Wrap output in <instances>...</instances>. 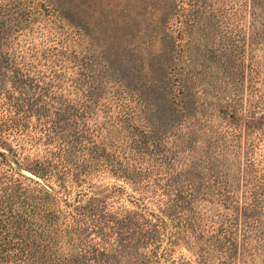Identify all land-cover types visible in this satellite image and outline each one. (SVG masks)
Returning a JSON list of instances; mask_svg holds the SVG:
<instances>
[{
  "label": "trees",
  "instance_id": "1",
  "mask_svg": "<svg viewBox=\"0 0 264 264\" xmlns=\"http://www.w3.org/2000/svg\"><path fill=\"white\" fill-rule=\"evenodd\" d=\"M217 1L96 0L93 11L91 0H0V264H212L237 254L251 234L261 238L264 195L185 193L203 184L199 163L182 182L162 184L157 173L166 169L152 159L154 146L162 160L180 157L151 135L156 20L174 8L189 21L239 12L234 0ZM248 6L253 20L264 19V0ZM175 81L165 125L178 132L177 117L194 116L178 98L183 80ZM26 144L42 152L21 155ZM211 151L195 161L212 164ZM23 167L43 180L24 177ZM104 173L157 194L158 211L139 197L132 208L112 204L124 190L117 186L68 198ZM180 244L197 261L175 257Z\"/></svg>",
  "mask_w": 264,
  "mask_h": 264
},
{
  "label": "rangeland",
  "instance_id": "2",
  "mask_svg": "<svg viewBox=\"0 0 264 264\" xmlns=\"http://www.w3.org/2000/svg\"><path fill=\"white\" fill-rule=\"evenodd\" d=\"M174 2L183 4V0ZM217 2L219 5L225 1ZM234 2L239 12H225L215 19L189 21L183 17V12H177L174 8L170 14H161L156 20L149 49V85L156 109L151 114L156 124L151 135L169 152L177 154L179 151L180 155L179 158L170 156L162 160L164 151L154 146L153 163H161L166 169L164 173H157L162 184L170 183V179L182 182L186 178L189 164L198 162L203 173L194 174L204 179L203 184L182 187L185 193L230 194L242 200L246 196L264 195V19L253 20L249 13L250 0ZM95 3L96 0H91L93 11L98 5ZM175 79L183 80L185 87L178 98L188 103L194 116L189 119L183 113V119L177 117L176 121L183 123L178 132L165 125L166 116H169L166 92L172 91ZM197 120L199 122L195 124ZM179 134L183 138L182 150L176 149L180 142L177 138ZM42 149V144L38 147L26 144V149L20 152L21 155L34 157ZM210 150L212 164L207 165V159L195 161V155L197 157V154L203 155ZM6 169L10 168L4 165L3 170ZM20 171L28 179L43 180L28 167ZM217 181L228 184L220 185ZM92 182V187L85 185L82 188H71L68 198L74 201L78 191H85L88 194L86 199L101 190L106 194L104 190H113L117 186L124 190L109 199L112 204L132 208L135 205L132 203L134 197H139L151 209L158 211L160 202L157 201V194L141 195L132 190L129 184L109 173L94 177ZM59 195L63 198L66 196L61 193ZM259 230L261 238L251 234L247 242L241 241L237 254L226 259L216 255L212 264H264V219ZM174 256L197 261L196 255L183 244L176 247Z\"/></svg>",
  "mask_w": 264,
  "mask_h": 264
},
{
  "label": "water",
  "instance_id": "3",
  "mask_svg": "<svg viewBox=\"0 0 264 264\" xmlns=\"http://www.w3.org/2000/svg\"><path fill=\"white\" fill-rule=\"evenodd\" d=\"M24 170V169H23ZM28 170H25L24 172H27ZM27 174V173H26ZM32 177H36L34 174H31Z\"/></svg>",
  "mask_w": 264,
  "mask_h": 264
}]
</instances>
